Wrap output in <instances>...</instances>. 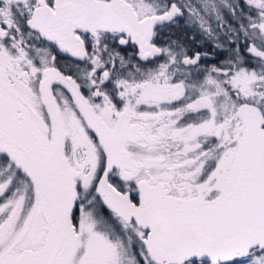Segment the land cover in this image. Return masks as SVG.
Returning <instances> with one entry per match:
<instances>
[{
  "label": "snow or ice",
  "instance_id": "6c2138e0",
  "mask_svg": "<svg viewBox=\"0 0 264 264\" xmlns=\"http://www.w3.org/2000/svg\"><path fill=\"white\" fill-rule=\"evenodd\" d=\"M0 264H264V0H0Z\"/></svg>",
  "mask_w": 264,
  "mask_h": 264
}]
</instances>
